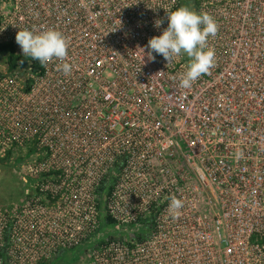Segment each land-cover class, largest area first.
<instances>
[{
	"label": "built area",
	"instance_id": "built-area-1",
	"mask_svg": "<svg viewBox=\"0 0 264 264\" xmlns=\"http://www.w3.org/2000/svg\"><path fill=\"white\" fill-rule=\"evenodd\" d=\"M183 1L0 7V45L24 56L19 30L54 28L72 65L41 66L27 90L0 74V153L34 143L40 158L32 196L0 208V264L76 249L86 264H264V0H186L219 25L215 67L190 89L186 56L167 65L146 47Z\"/></svg>",
	"mask_w": 264,
	"mask_h": 264
},
{
	"label": "clouds",
	"instance_id": "clouds-1",
	"mask_svg": "<svg viewBox=\"0 0 264 264\" xmlns=\"http://www.w3.org/2000/svg\"><path fill=\"white\" fill-rule=\"evenodd\" d=\"M168 25L161 35L149 39L147 48L148 58L154 60L153 52L162 55L171 64L177 57L186 56L188 62L185 71L179 74V86L184 89L192 88L202 76L209 74L216 64V52L209 45V38L217 36L219 25L212 15L207 12L198 13L190 10L189 6H181L176 10H166ZM163 20L154 22L160 28ZM16 43L22 49L25 57L39 61L43 67L50 62L59 61L57 70L69 75L72 65L67 61L69 40L54 28L41 30H19L15 36ZM11 73V72H10ZM162 73V72H160ZM9 74V73H7ZM236 158H243V152L237 150ZM168 214L179 219L184 206L182 199L175 195L169 198Z\"/></svg>",
	"mask_w": 264,
	"mask_h": 264
},
{
	"label": "rangeland",
	"instance_id": "rangeland-1",
	"mask_svg": "<svg viewBox=\"0 0 264 264\" xmlns=\"http://www.w3.org/2000/svg\"><path fill=\"white\" fill-rule=\"evenodd\" d=\"M9 0H0V7L8 5ZM188 6L187 3H183ZM6 56L0 54V74H7ZM4 159V160H1ZM39 158L28 147L18 149L10 155L0 153V208H9L23 202L31 187V168ZM53 256V255H52ZM85 252L71 253L56 258L53 264H86Z\"/></svg>",
	"mask_w": 264,
	"mask_h": 264
},
{
	"label": "trees",
	"instance_id": "trees-1",
	"mask_svg": "<svg viewBox=\"0 0 264 264\" xmlns=\"http://www.w3.org/2000/svg\"><path fill=\"white\" fill-rule=\"evenodd\" d=\"M187 3L186 0H184L181 6H184L183 3ZM0 54L6 56V65L8 73H13L14 75H17L21 78H24L25 81L23 83V90H27L29 88V75L30 74H36L39 73L41 70V65L39 61L33 60L30 57H25L22 55H18L15 53L14 49L10 45H0ZM29 153H34V143H31L30 146H28ZM10 151H6L5 155H10ZM40 159V158H39ZM4 160V159H1ZM32 196L31 192L27 193V198H30ZM107 222H110L109 219H107ZM6 239V236L4 237ZM261 242L264 243V236L261 239ZM79 254V252H83L81 249H76L72 251H59L55 253L50 259L42 260L38 264H53L56 258L69 256L71 253ZM8 257V252L6 251V243L3 245V247L0 249V258L6 259ZM6 264H8L6 262Z\"/></svg>",
	"mask_w": 264,
	"mask_h": 264
},
{
	"label": "water",
	"instance_id": "water-1",
	"mask_svg": "<svg viewBox=\"0 0 264 264\" xmlns=\"http://www.w3.org/2000/svg\"><path fill=\"white\" fill-rule=\"evenodd\" d=\"M190 2H191V0H190ZM192 3V2H191ZM190 10H193V11H195V7L192 5V6H190ZM22 81L24 82L25 81V79L24 78H22Z\"/></svg>",
	"mask_w": 264,
	"mask_h": 264
}]
</instances>
